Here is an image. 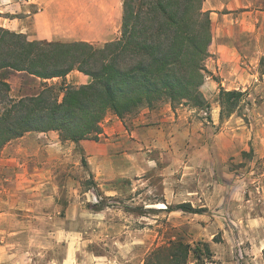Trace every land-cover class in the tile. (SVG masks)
Listing matches in <instances>:
<instances>
[{"label": "crops", "instance_id": "1", "mask_svg": "<svg viewBox=\"0 0 264 264\" xmlns=\"http://www.w3.org/2000/svg\"><path fill=\"white\" fill-rule=\"evenodd\" d=\"M91 1L84 13L82 4L71 8L69 0H2L0 15H19L5 19L29 41L99 46L116 40L113 32L121 25V1ZM202 8L209 12L211 42L204 61L207 78L199 90L209 118L201 115V109L161 102L122 119L107 113L97 138L77 144L61 141L55 131L27 132L0 151V173L17 171L15 187H41L50 182L59 161L77 154V146L96 186L108 196L126 194L145 175L159 172L164 199L204 208L200 214L179 211L192 216L197 238L209 243L219 264H235L234 242L264 250V228L257 227L245 209L249 201L242 197L254 168L259 167V177H264V0H203ZM71 73L82 76L81 84L90 80L78 71ZM221 88L245 93L251 118L247 127L231 128L236 113L219 119ZM233 165H242L248 175L240 178L236 173L240 168L231 169ZM6 189L0 190V201L12 195ZM222 208L227 216L223 222L218 217ZM218 232L217 243L212 239Z\"/></svg>", "mask_w": 264, "mask_h": 264}, {"label": "trees", "instance_id": "2", "mask_svg": "<svg viewBox=\"0 0 264 264\" xmlns=\"http://www.w3.org/2000/svg\"><path fill=\"white\" fill-rule=\"evenodd\" d=\"M202 3L121 0L120 36L102 47L82 41H29L24 34L0 28V104L4 105L0 151L27 132L55 131L61 141L76 144L96 139L107 113L122 119L161 102H169L172 107H206L199 88L205 78L211 22ZM72 71L88 76L89 82L80 86L48 82L64 80ZM11 73L24 77L27 93L9 95ZM244 96V92L221 88L219 119L238 113ZM105 200L98 197L90 209L108 207L109 200ZM164 210L205 212L190 203L166 206ZM143 264L219 263L208 242L175 238L148 251Z\"/></svg>", "mask_w": 264, "mask_h": 264}, {"label": "rangeland", "instance_id": "3", "mask_svg": "<svg viewBox=\"0 0 264 264\" xmlns=\"http://www.w3.org/2000/svg\"><path fill=\"white\" fill-rule=\"evenodd\" d=\"M1 3L2 0L0 8L4 5ZM91 3V0H69L71 8L82 4L84 13ZM1 16L0 28L20 33L5 19L19 15L4 12ZM84 30L90 31L88 25ZM113 33L117 39L120 26ZM68 75L64 80L48 82L56 86L61 83L83 85L81 75ZM8 82L10 96L27 93L26 81L21 74L11 73ZM247 103L241 101L238 113L231 119L232 129L247 127L251 121L247 116L250 108ZM3 107L0 104V114ZM75 152V156L58 162L59 167L54 169L48 184L36 185L35 189L15 187L18 172L13 169L0 173V190L7 188L12 194L0 201V264H143L148 251L171 237L189 243L200 241L193 228L192 216L181 214L179 210H161L178 204L164 199L165 185L159 172L145 175L146 179L126 194L108 196L95 182L91 184L94 179L77 146ZM234 167L242 169L236 172L240 173V178L248 175L242 165L230 166L231 169ZM257 168L249 175L244 186L247 191L242 197L249 201L245 209L257 220V227L264 228V177H259L262 171ZM98 197L109 200L108 207L94 211L89 205L95 204ZM218 217L222 222L227 220L226 210H221ZM215 237L221 242L220 232L215 233L213 239ZM222 255L227 256L226 253ZM231 260L235 264H264V250L260 246L253 248L249 242L240 245L234 242Z\"/></svg>", "mask_w": 264, "mask_h": 264}, {"label": "built area", "instance_id": "4", "mask_svg": "<svg viewBox=\"0 0 264 264\" xmlns=\"http://www.w3.org/2000/svg\"><path fill=\"white\" fill-rule=\"evenodd\" d=\"M206 78H207V76L205 75V78H204V79H206ZM201 113H202V115L205 116V117H208V115H209V111H208L207 108H205L204 110H202Z\"/></svg>", "mask_w": 264, "mask_h": 264}]
</instances>
